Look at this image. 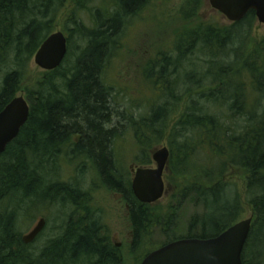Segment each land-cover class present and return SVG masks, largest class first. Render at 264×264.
Wrapping results in <instances>:
<instances>
[{
  "label": "trees",
  "instance_id": "obj_1",
  "mask_svg": "<svg viewBox=\"0 0 264 264\" xmlns=\"http://www.w3.org/2000/svg\"><path fill=\"white\" fill-rule=\"evenodd\" d=\"M68 1L0 0V111L21 90L29 60L53 32L54 20ZM72 1L66 18L72 26L65 27L67 53L58 67L44 70L25 87L28 118L0 154V264H121L116 246L100 233L101 219L86 215H72L65 229L40 247L33 246L39 235L29 244L21 239L19 216L26 218L23 213L29 212L26 205L31 201L76 203L81 198L73 182L58 179L61 161L72 158L93 161L91 167L104 186L121 195L133 230L130 254L135 264L145 256L155 232L164 238L161 244L214 237L238 220L245 204L254 219L242 264H263L264 39L251 51L247 45L234 53L235 48H229L234 37L255 22L254 10L228 26L199 22L174 32L173 55L159 49L157 72L153 61L143 67L152 72L153 90H159L161 101L135 117L116 108L105 72L126 18L150 0H112L108 9L96 7L93 12L90 0ZM196 6L193 0L183 8L186 19ZM85 10L91 13V24L78 13ZM74 36L80 41L76 50ZM197 52L202 55L200 68L188 61ZM242 71L247 79L235 81ZM244 82L261 99L258 106L246 97ZM126 131L141 145L140 165L151 163L147 147L163 136L167 139L164 178L173 192L164 208L162 203L138 201L130 172L114 161L113 143ZM228 185L237 190L240 185L244 197L250 192L248 204L230 194ZM185 201L199 204L203 211L190 217L185 233L177 234V212Z\"/></svg>",
  "mask_w": 264,
  "mask_h": 264
},
{
  "label": "rangeland",
  "instance_id": "obj_2",
  "mask_svg": "<svg viewBox=\"0 0 264 264\" xmlns=\"http://www.w3.org/2000/svg\"><path fill=\"white\" fill-rule=\"evenodd\" d=\"M112 0H90L88 3L89 9L94 11L96 7H106L112 4ZM193 0H150L147 6L138 14L126 18L122 31L118 36L115 51H113L112 57L109 59L108 66L106 68L105 76L108 83L113 87V99L116 108L120 110H127L135 117L144 114L148 111L149 107L153 104H158L161 99L158 97L159 90H153V84L151 83L153 77L150 75L152 72L149 70L147 73L146 64L153 61L155 72L159 69L154 60L159 63L160 56H157L159 49L173 55V43L174 32L181 31L186 26H192L199 22L202 23H214L219 25L228 26L232 22L229 21L221 12L213 8L208 0H197V6L192 16L188 19L184 17L182 12L183 8H187ZM195 1V0H194ZM74 2L69 0L64 9H62L54 20L53 31L61 30L65 36L67 31L65 27L70 28L72 25L66 21L69 11L72 9ZM112 9V8H110ZM81 19L85 24H91V13L87 10L79 11ZM241 34L234 37V43L229 48L234 50L240 46L247 45L248 50L251 51L262 39H264V23L259 22L257 19L250 25L245 26ZM74 50L79 45V42L74 36L72 38ZM239 50V49H238ZM243 51L245 49H242ZM245 50V52H246ZM238 52V51H237ZM242 52V51H241ZM200 53H194L188 58L194 63V68H200L201 62L198 57ZM148 63V64H149ZM12 62H8V67L11 69L14 65ZM27 69L24 73L22 80V88L16 93L17 96L22 95L26 98L25 87L30 86L36 79L40 78V73L44 70L36 65L33 61V57L27 64ZM145 66V69L143 68ZM184 66L187 65L184 63ZM143 69L145 72H143ZM153 70V71H154ZM147 75V76H146ZM154 75V73H153ZM150 76V77H148ZM236 79L246 80L245 72L242 71L234 77ZM244 90L246 97L249 101L256 102L258 106L261 102L259 98L257 100L256 95L252 91V85L244 82ZM157 88V86H156ZM178 113L170 116L169 124L174 121ZM117 123V120H116ZM169 129V128H168ZM127 134L123 137L116 139L113 143L114 149V161L118 166L125 167L130 171V165L140 166L137 160L142 154L139 152L141 145L138 140L132 135L131 131H126ZM167 134V132H166ZM165 134V135H166ZM78 137V136H77ZM162 146H167V139L165 136L161 138L155 145L147 147L148 158L151 163L146 166L153 167L154 163L151 160V154L154 150ZM74 161H61L59 167L58 179L65 182H73L74 186L81 190V198L77 200V204L74 205L65 200H58L53 202H39L37 200L31 201L26 205V211L19 216L20 232L22 235L27 234L40 219H44V226L39 234V237L33 242V246H42L47 239L61 233L65 229V225L70 220L71 216L82 217L84 210L90 213V218L93 220L97 218L101 219L100 224L103 229L100 233L107 234L111 242L116 246L119 254L123 257L121 264H135L133 257L130 254L131 243L133 239V230L131 222L128 217L127 207L120 194L108 189L104 186L103 181L96 176L94 169L91 167L93 161L75 158ZM83 163V169H79V164ZM131 172V171H130ZM166 181V180H165ZM165 192L157 203H162L164 208L165 203H168V197L172 194V185L165 183ZM236 185H228L230 194L234 193L235 197L244 198L245 203L251 198V193L244 195L241 194L240 185L238 190L235 189ZM168 189V190H167ZM84 203L86 207H79V203ZM156 203V202H155ZM171 205V204H170ZM202 207L197 204L194 205L190 201H185L177 212L179 228L177 234L185 233L186 227L190 217L194 213L201 214ZM222 212V211H221ZM254 215L251 211V206L246 205L240 212L238 220L247 218ZM26 220V222H25ZM164 238L155 232L149 245L145 248V251L150 250L161 245ZM256 243V242H254ZM255 253L254 246L251 247ZM146 252V253H147ZM144 254V251L138 253L139 259ZM264 264V263H263Z\"/></svg>",
  "mask_w": 264,
  "mask_h": 264
},
{
  "label": "water",
  "instance_id": "obj_3",
  "mask_svg": "<svg viewBox=\"0 0 264 264\" xmlns=\"http://www.w3.org/2000/svg\"><path fill=\"white\" fill-rule=\"evenodd\" d=\"M229 21L241 20L249 10H254L257 20L264 23V0H208ZM67 40L60 30L49 34L37 48L33 61L43 70H52L63 61ZM29 115V103L22 96H15L0 111V154L18 135ZM169 157L167 146L152 154L155 167L133 169L131 188L135 197L144 203L159 200L164 193L162 178ZM252 216L241 219L220 234L209 238H179L150 251L139 264H242L241 255L248 238ZM44 226V219L21 239L32 242Z\"/></svg>",
  "mask_w": 264,
  "mask_h": 264
},
{
  "label": "flooded vegetation",
  "instance_id": "obj_4",
  "mask_svg": "<svg viewBox=\"0 0 264 264\" xmlns=\"http://www.w3.org/2000/svg\"><path fill=\"white\" fill-rule=\"evenodd\" d=\"M78 202L76 201V203H73L74 205H76ZM79 207H83V209H84V207H86L85 206V204L84 203H79L78 205H77V208H79ZM87 208V210L85 211L84 210V212L82 213V215L81 216H84V215H86V216H90V213H89V211H88V207H86Z\"/></svg>",
  "mask_w": 264,
  "mask_h": 264
}]
</instances>
